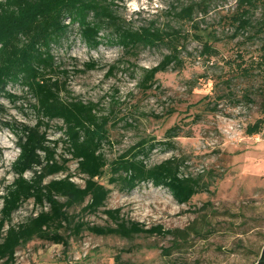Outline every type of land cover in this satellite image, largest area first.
<instances>
[{"label": "rangeland", "instance_id": "rangeland-1", "mask_svg": "<svg viewBox=\"0 0 264 264\" xmlns=\"http://www.w3.org/2000/svg\"><path fill=\"white\" fill-rule=\"evenodd\" d=\"M200 1L114 2L116 14L134 30L153 26L201 36V41L190 39L181 48L180 57L184 61L181 69H169L155 75L159 89L153 87L143 92L139 83L143 70L157 65L168 54L164 45L139 47L133 55L111 44L89 50L79 38L77 27L73 26L52 51L59 70L66 72L55 76L65 81L62 99L95 104L98 116L109 118L105 128L109 144L103 147L108 162L142 139L163 142L166 130L173 125L179 126V136L172 139L174 147L167 150L157 147L147 163L184 158L183 172L201 175L208 192L199 193L189 203L179 205L165 189L154 188L148 183L140 184L130 192L108 185V169L98 181L111 190L105 202L106 209L119 208L125 219L142 223L146 228L186 229L185 241L173 249L171 236L137 235L125 239L84 231L77 238H69L66 248L34 239L18 248L15 264H113L116 255L126 264L255 262L264 245V129L251 137L246 136L244 130L246 125L262 116L259 103L264 77L255 72L244 78L239 76L234 65L239 54L244 60L256 59L259 41L247 40L249 32L233 37L234 27L229 19L235 11V0H205L206 7L200 5L194 14L196 30L190 23L175 18L174 13L183 6ZM259 17L258 10L253 19ZM202 42L211 44L218 54L209 59L200 56ZM92 62L96 67L87 69L86 65ZM111 66H115L112 74L109 73ZM228 88L234 98L225 96ZM7 90L16 95L23 94L16 85H9ZM246 90L251 91L253 104L240 99ZM28 100L34 102L31 97ZM237 100H240L238 104ZM0 103L3 106L1 121L35 123V115L26 102L11 104L0 98ZM214 104L215 112L211 111ZM60 126L59 120L49 123L50 140L62 137ZM15 142L16 137L0 124V195L14 178L10 165L18 155ZM57 153L68 157L62 143H59ZM75 168L76 163L70 162V172L74 173ZM31 176V172L25 174L27 178ZM73 181L83 184L78 175ZM80 209H70L69 214H80ZM38 210L32 201H28L13 213L10 224L22 223ZM81 217L91 225L110 224L100 212L82 214ZM162 249H169L170 254L164 255Z\"/></svg>", "mask_w": 264, "mask_h": 264}, {"label": "trees", "instance_id": "trees-1", "mask_svg": "<svg viewBox=\"0 0 264 264\" xmlns=\"http://www.w3.org/2000/svg\"><path fill=\"white\" fill-rule=\"evenodd\" d=\"M115 1L0 0V98L11 104L26 102L36 118L33 125L0 120V124L16 137L18 149V155L10 165L14 178L0 195V264H15L18 248L34 239L66 248L69 238H77L84 231L96 236L125 239L137 235L171 236L173 249L179 248L186 239V229L146 228L142 223L125 219L119 208H105L111 190L98 181L104 176L105 169L109 171L107 184L120 191L130 192L140 184L148 183L154 188L165 189L179 205L189 203L199 193L208 192L201 175L183 172L184 158L172 157L155 164L147 163L157 147L165 150L174 147L172 139L180 134L178 125L166 130L163 142L142 139L108 162L103 147L109 144L105 129L109 118L98 116L95 104L61 97L65 81L55 76L66 72L59 70L52 51L54 46L63 42L73 26L77 27L79 38L89 50L111 44L133 55L139 47L166 46L168 54L157 65L143 70L139 83L143 92L153 87L159 89L156 74L183 67L181 48L190 39L201 41L197 34L192 36L174 28L161 30L146 26L134 30L116 14ZM235 3V11L229 19L234 27L233 37L249 32L247 40L259 41L256 59L244 60L243 55H237L235 70L244 78L255 72L264 77V0H235ZM200 5L206 7L205 0L183 6L174 16L178 21L190 23L196 30L194 14ZM258 10L260 17L253 19ZM217 54L211 44L202 42L200 56L209 59ZM86 67L91 70L96 64L92 62ZM114 70L115 66H111L109 73ZM9 85L19 86L23 90L22 96L10 93L7 90ZM225 96L235 97L229 88ZM28 97L34 102L30 103ZM240 99L248 104L254 103L250 90L244 91ZM260 99L262 116L246 125L244 134L248 137L259 135L264 129V88L260 90ZM2 111L0 103V113ZM211 111H216V104ZM53 120L62 122L58 128L62 137L58 140L48 137L49 123ZM59 143L63 144L68 157L58 155ZM70 162L76 163L74 173L70 172ZM27 172L32 173L30 178L25 177ZM58 174L62 176L55 177ZM75 175L82 177V185L73 181ZM49 177L53 178L45 182ZM28 201L39 210L24 222L11 225L13 213ZM77 207H81L80 214H69L70 209ZM99 212L110 224L91 225L82 220V214ZM162 253L169 255L170 250L162 249ZM113 264L126 263L116 255ZM253 264H264V245Z\"/></svg>", "mask_w": 264, "mask_h": 264}, {"label": "clouds", "instance_id": "clouds-1", "mask_svg": "<svg viewBox=\"0 0 264 264\" xmlns=\"http://www.w3.org/2000/svg\"><path fill=\"white\" fill-rule=\"evenodd\" d=\"M133 7H134V8L136 7L135 4H133Z\"/></svg>", "mask_w": 264, "mask_h": 264}]
</instances>
